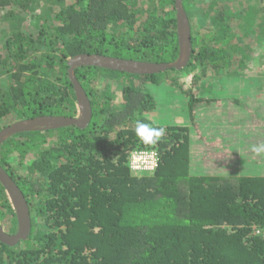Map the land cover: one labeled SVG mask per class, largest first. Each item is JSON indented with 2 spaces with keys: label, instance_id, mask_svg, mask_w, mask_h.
Instances as JSON below:
<instances>
[{
  "label": "trees",
  "instance_id": "trees-1",
  "mask_svg": "<svg viewBox=\"0 0 264 264\" xmlns=\"http://www.w3.org/2000/svg\"><path fill=\"white\" fill-rule=\"evenodd\" d=\"M182 5L192 43L184 68L77 67L92 107L88 124L24 131L0 144V166L22 191L31 221L25 239L0 241V264H264V235H256L264 229V174L253 170L260 160L251 151L260 142L247 141L235 159L243 129L264 132V104L256 107L261 126L241 113L247 104L237 108L243 122L233 124L232 136L205 137L185 123H157L154 96L163 85L174 94L168 106L196 117L211 102L206 84L220 76L239 81L249 57L241 39L255 27L264 34V0ZM78 53L173 61L174 0H0V129L39 115H75L67 59ZM195 69L185 86L180 75ZM137 120L165 128L156 145L139 141ZM141 150L156 152L154 171L130 169L131 154ZM241 163L248 172L235 171ZM0 220L15 231L1 184Z\"/></svg>",
  "mask_w": 264,
  "mask_h": 264
},
{
  "label": "rangeland",
  "instance_id": "rangeland-1",
  "mask_svg": "<svg viewBox=\"0 0 264 264\" xmlns=\"http://www.w3.org/2000/svg\"><path fill=\"white\" fill-rule=\"evenodd\" d=\"M236 5L237 4H234L233 1L230 2L231 7L234 8ZM240 29L241 28L234 32L241 38L242 31ZM252 29L254 30V33H252L251 35L249 34L248 36L246 35L243 37V39H241V41H243L241 44H248L249 49L247 53L249 57L244 67H241L242 65L239 66L240 68H243L241 69L243 73L235 76V78L237 77V79L240 77L239 81H237L236 79L230 81L228 78H225L226 76H220L219 80L215 78V80L217 81H214V86L211 85L210 87L206 84L208 88H211L210 91L208 90L209 93L207 94L210 97L211 102H207V106L204 105L203 108H201V112L196 117H190L191 114L183 113L182 107L173 109L171 108V105L168 106V103H171V99L174 98L173 92L169 90L165 91L166 89L163 85L155 87L154 96L157 99L159 105V109H156L158 111V115L155 116L156 122H177L181 124L185 123L188 124V126L192 130L194 129V131L195 127H197V129L200 128V130L204 132L205 137H211L213 135H216V133H219V135H225L226 132L230 134V136H232L233 133L239 129L235 125L233 127V124H241L243 122L242 118H238L241 116H238L239 112L237 111L239 110H237V108H246L248 106L247 104H250L246 108L247 111L245 109H241V111H245L246 114L244 112L241 113L247 115V117L253 115L254 120L256 121L253 122V125L261 126V122L258 121L260 113L256 107H258V105L261 107V102L262 104H264V37L262 39V36L264 34L257 27ZM200 30L204 32L206 29L203 28L202 30V28H200ZM197 71L198 69L185 73L183 72L179 77L180 81L183 82L185 86L188 85L192 80L193 74L197 73ZM207 74H211L210 70L207 72ZM213 78L214 77H212L211 79L213 80ZM211 82L212 81H209L208 83ZM118 99L119 95L114 99V101H118ZM235 99L237 100V102H234ZM254 111H256V114L254 113ZM233 115L234 117L232 118ZM194 118L198 123L197 126ZM261 131L262 128L256 130L246 128L242 130L238 142L235 143V149H237V147L241 148L237 149L241 152L236 153V160L241 156L242 152H246L245 149L247 147V143L251 141V139L256 140L260 143L264 142V132ZM250 133L251 135H248ZM242 157L246 158L245 153H243ZM256 157L258 158V160H260V163L256 165L257 167L252 168L256 173L264 174V155H256ZM13 165H16V163L13 162ZM244 167V164L241 163L235 169V171L248 172V169L243 170ZM0 222L4 230L8 233H11L10 220H5L4 222L0 220Z\"/></svg>",
  "mask_w": 264,
  "mask_h": 264
},
{
  "label": "water",
  "instance_id": "water-1",
  "mask_svg": "<svg viewBox=\"0 0 264 264\" xmlns=\"http://www.w3.org/2000/svg\"><path fill=\"white\" fill-rule=\"evenodd\" d=\"M183 0H174L176 9V30L178 39V54L170 62H153L136 59H127L98 53H78L67 59V73L76 97V113L68 115H39L24 118L4 126L0 129V144L8 137L24 132L43 129H53L68 125L80 128L86 126L92 116V107L84 88L75 76V69L80 66H96L113 71L130 74H152L167 69L184 68L191 57L192 43L190 24L182 5ZM0 184L4 188L7 199L14 211L16 229L12 233L4 230L0 222V241L8 245H15L19 240L25 239L31 228L28 203L13 178L0 166Z\"/></svg>",
  "mask_w": 264,
  "mask_h": 264
},
{
  "label": "clouds",
  "instance_id": "clouds-1",
  "mask_svg": "<svg viewBox=\"0 0 264 264\" xmlns=\"http://www.w3.org/2000/svg\"><path fill=\"white\" fill-rule=\"evenodd\" d=\"M133 131L136 137H138L139 141L148 146L156 145L165 134L164 127H155L140 120L135 121ZM251 151L257 155H264V142L252 145ZM130 166L135 169H144L148 168L149 166L154 168L155 162L144 157L134 156L130 161ZM262 233H264V229H256L257 236H261Z\"/></svg>",
  "mask_w": 264,
  "mask_h": 264
},
{
  "label": "built area",
  "instance_id": "built-area-1",
  "mask_svg": "<svg viewBox=\"0 0 264 264\" xmlns=\"http://www.w3.org/2000/svg\"><path fill=\"white\" fill-rule=\"evenodd\" d=\"M136 156V157H144L148 160H152L155 162V167L152 168V167H148V168H144V169H135L133 167L130 166V169L135 171V172H151V171H154L155 168L157 167V164H158V158H157V154L155 151H146V150H141V151H134L132 154H131V157H130V161L132 160V158ZM264 235V233H262Z\"/></svg>",
  "mask_w": 264,
  "mask_h": 264
}]
</instances>
